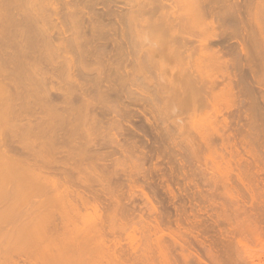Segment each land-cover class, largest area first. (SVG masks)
I'll return each instance as SVG.
<instances>
[{"label":"bare ground","instance_id":"bare-ground-1","mask_svg":"<svg viewBox=\"0 0 264 264\" xmlns=\"http://www.w3.org/2000/svg\"><path fill=\"white\" fill-rule=\"evenodd\" d=\"M232 102L234 125L219 112ZM160 158L180 177L186 167L211 190L210 210L250 233L251 214L229 199L247 186L254 196L264 172V0H0V264H181L170 246L186 247L164 234L172 216L152 196L150 176L175 169ZM232 241L220 244L224 264L261 263L264 249Z\"/></svg>","mask_w":264,"mask_h":264},{"label":"rangeland","instance_id":"rangeland-1","mask_svg":"<svg viewBox=\"0 0 264 264\" xmlns=\"http://www.w3.org/2000/svg\"><path fill=\"white\" fill-rule=\"evenodd\" d=\"M227 70H228V69H227ZM230 70H231V69H230ZM230 70H229V72L232 71V70H231V71H230ZM244 70H245V69H244ZM244 70H240V71L242 72V71H244ZM240 71H239V72H240ZM239 72L237 71V72L235 73V75L238 74ZM244 72L247 73L246 70H245ZM246 73H244V74H246ZM241 74L243 75V73H239V74H238V79L236 78V76H235V78H234V77H232V74H229V75H230V78L232 79V84H231V85L234 84L235 87H238L236 82L240 79L239 76H242ZM247 74H248V73H247ZM247 74H246V75H247ZM246 75H245V76L243 75V76L246 77ZM243 76L241 77L242 79L244 78ZM235 79H237L236 82H234ZM247 79H249V78L246 77V78L244 79V81H245V80L248 81ZM249 80H250V79H249ZM246 81H245V82H246ZM248 82H249V81H248ZM234 86H233V87H234ZM235 87H234V88H235ZM232 89H233V88H232V86H231V92H232V93L230 92V95H233L234 92H235V90L233 89V90H234V92H233ZM236 91H237V88H236ZM238 92H241V91L238 90ZM238 92H236V94H234L233 97H234L235 95L240 96V95H238V94H240V93H238ZM237 93H238V94H237ZM241 93H242V92H241ZM237 96H235V98H236ZM230 97H231V96H230ZM230 97H229V98H230ZM240 98H241V97H240ZM236 99H237L236 102L238 103L239 107L241 108L242 106H240V105H241V103H243V101L241 102L240 99H239V97L236 98ZM236 99H235V100H236ZM230 100L232 101V98H230ZM233 100H234V98H233ZM238 100H239L240 104H239ZM236 102H235V103H236ZM232 103H234V102H232ZM235 103H234V104H235ZM237 103H236V104H237ZM234 104H233V106H231V103H229L230 106H229V105L224 106V108H223L224 110L221 108V111H220V109H219L220 114H221V112H223V111L226 112V113H228V114H229V112H230V115H229V116H230V117L232 116L231 119H233V120H231V121H232L233 125H234V122H233V121H234V119L237 117V114H236L235 111H237L236 109L240 110V108L237 107L236 104H235V105H234ZM244 106H245V105H244ZM244 106H243V107H244ZM233 107H234V108H233ZM236 107H237V108H236ZM231 108H232V109H235V108H236V109L234 110L233 113H232V109H231ZM230 110H231V111H230ZM240 111L242 112L243 109L241 108ZM244 111H245V109H244ZM224 112H223V113H224ZM231 113H232V114H231ZM234 113H235V114H234ZM228 114H226L227 117H229ZM224 115H225V114H223V116H224ZM226 115H225L224 117H226ZM233 115L235 116V118H233V117H234ZM220 116L222 117V114H221ZM241 116H243V114H241ZM227 117H226V118H223V119L226 120ZM230 117H229V118H230ZM229 118H228L227 120H230ZM231 121H229V122H231ZM232 123H231V124H232ZM225 124H227V123H225ZM228 124H229V123H228ZM228 124H227V125H228ZM231 124H229V125H231ZM223 125H224V124H223ZM227 125H225L226 127H223V130H224V128L227 129ZM233 125H232V126H233ZM228 127L230 128V130H232L230 126H228ZM233 127H234V126H233ZM233 127H232V128H233ZM229 128H228V129H229ZM228 131H229V130H226V131L224 130V133H225V132H228ZM232 133H233V132H232ZM232 133H231V131L228 132V134H230V135H233ZM225 134H226V133H225ZM150 154H151V152H150ZM150 154L148 155L149 157H151ZM148 156H147V158L149 159ZM165 159H166V158H165ZM160 160H161L163 166L165 165V163L167 164L166 166H169V165H170V163H169V164L167 163V162H169L168 160H167V162H164L165 160H164L163 158H160L158 161L160 162ZM163 162H164V163H163ZM157 163H158V162H157ZM159 164H160V165H159ZM162 164H161V163H158V165L156 164L157 166H159V167H156V168H157V169H159V168H163V167H162ZM171 165H172V164H171ZM171 165H170V168H171ZM173 167H175V166L172 165V168H173ZM165 168H166V169H165ZM168 168H169V167H168ZM163 170H165V171L162 172L163 175H155L156 177H155V176H152V177L150 176V178H151V179H150V182H151V180L153 181V183L151 182V183H152V186H153V184H154V185L157 184L159 187H158L157 185H156V187H158V189H160V190H157V189H156V192L159 191L158 194L155 193V194L152 195L153 198H154V195H155V198H154V200H153V201H154V205H155V207H156V205L159 206V209L162 208V209H161V210H162L161 213H162V215L164 214V215H163V216H164V219H163V220H165V215H166V216L169 215V216H168V217H169L168 219H170L171 216H172V218H173V219L171 218V222H173V225H174V226H173L172 224L169 225V226H170V228H171V227L174 228V230L171 228V229H170L171 231H170L169 229H168V231H167L168 224H166V223H165V224H162V225H163L162 227H163V232H164V234H166L167 236H169V237H171V238L174 236L173 239L175 238L174 240H175L176 242H180V241H181L180 245L183 244V245H181L182 248H183V247H186V248H184V249L182 250L181 247L178 246L179 243H178V245H176V244L174 245L173 248H176L178 251L182 252L181 255H183L182 257H177L176 255L179 256L178 251L176 250V251H177V254H176V253H175L176 251H174V250L172 249V247L170 246V249H171L170 260H173V259L176 260V259H179V258H180V260H181V264H189V263H187V262H189L191 259L193 260V259L195 258L193 261H190V262H192V263H190V264H194V263H195V260H197V261H196V262H197L196 264H201V263H200L201 261H202V264H209V262H210V264H212V263H214V264H216V263H217V264H224L223 261H222V259H223V255H222V253H219V252L222 251V248H220V247H221L222 244H224L223 241L226 242L227 239H228V240L230 239V236H231V240H233L232 242L235 241V242L237 243L238 247H241V246L243 247V245H244V247H246V248L243 247V250H245L246 252H249V251L254 250L255 253H258V252H259V254H260V252L263 251V250H261V249H264V247H263V245H264V244H263V243H264V238H263V236H264V221H263V220H264V217H263V216H264V204L262 205V203H264V202H262V201H264V200H263V199H264V198H263V197H264V195H263V193H264V192H263V191H264V186H263V185H264V182H263V180H262V179H264V175H263V176H260V175L264 174L263 170L260 169V170H261V172H260L261 174L259 173L260 170H259L258 168L255 169V171H254V170H253V171L251 170V174H252V172H253V174L250 175V176H252L251 178H253L254 173L256 174V176H257V173H259L258 176H257L259 179H257V177H256V178H253L254 181H253L251 178H249V176H247V179H248V178L250 179V180L248 179V180L250 181V183H249L250 185H253V182H255V180H258V184H259V186H260L261 191H260V189H259V186L257 185V181L255 182V188H254V186H252V189L255 190V189L258 187L259 190H258V189H256V190H257L259 193L256 192V191H254V193L256 192V194L258 193L259 196H262L261 198L258 196L260 199L256 197V194H255L254 196L251 195L253 192H252V190H251V188H250L249 186H247V187L250 189V191H251L252 193H251L250 191H247V193H246L247 196H246L245 194H244V195H245V196H244L243 193H242V195H243V196H242L241 193H240V194H237V193H234V192H233L234 195H235L237 198H234V197H233L234 195H231L230 197H231V198H234V199H231V198L229 199V200H230L229 202H231V201L233 200L231 204H232L234 207L236 206L235 203H237V207H238V205H240L239 207L242 206L241 208H243L244 206H246V207H244L242 210L240 209V211H239V212H242V211L244 210L245 212L243 211L242 214L246 213V217L248 216V218H249V215H250V214H251V215H254V214H255V215L257 216V217L255 218L254 216L252 217V216L250 215V218H251V219L249 218V219H250L249 221L251 222V220L253 219V220H254V223H253V220H252V222H251V228H252V229H250V233H249V234L251 235V237H250L249 234H247V235H248L247 238H249V239L251 238V239H252L251 243L254 242V243H253V246L251 245V243H249V242H250L249 239H248V243H249L251 246L246 242L247 239H246L245 237H246L247 235L244 236L243 233H241V231H240L239 229H238V231H240V232H236L237 230L234 229V227H235L234 225H233V226H234V227H233L232 224H231V225L226 224L227 221H229V219H226V218H228V217L222 215L219 211H218V213H217V212L213 211V209L210 210L211 206L208 205V203H207L204 199L207 198V197H209V196L211 195V194H210V191H211V190H210L209 188H206V190H207V189L209 190V193H208V190H207V194H205V193H206V190H205V188H204L205 193L203 194L204 190H203V192H202V189H203V188H201L202 183H201V185L198 183V185H200V188H199V190H198V188H197L198 186L196 185L197 183H196L194 180H192V177H191V180H190V177H189L190 174H188L189 172H187L188 170H186V167H185V170H186V171H185V170L181 171L182 174L180 173V171L178 172V173L181 175V177H182V178L184 177L185 179H182V178L177 174V172H176V170H177L176 167H175V169H172V171L174 170L176 173L171 171V172H170L171 174H170V173L168 172L170 169H167V167H164ZM158 171H159V170H158ZM184 171H185V172H184ZM183 172H184V173H183ZM168 173H169L170 175H169ZM151 174H152V173H151ZM183 174H185V176H183ZM187 174H188V176H187V178H186V175H187ZM146 175H147V174H146ZM153 175H154V174H153ZM176 175H177V176H176ZM157 176H159V177H157ZM162 176H163V177H162ZM174 176H175V177H174ZM154 177H155V179H154ZM160 177H161V178H160ZM170 177H171V179H169ZM254 177H255V175H254ZM262 177H263V178H262ZM157 178H159V180H158ZM174 178H175V180H174ZM178 178H179L180 180H179ZM188 178H189V179H188ZM260 178H261V179H260ZM145 179H146V178H145ZM156 179H157L158 181H161L162 184H159L160 182H158ZM162 179H163V180H162ZM165 179H166V180H165ZM186 179H187V180H186ZM242 179L247 180V179H246V176H245L244 178H242ZM146 180L149 181V179H146ZM177 180H178V181H177ZM245 180H243V181H245ZM182 181H183V182H182ZM184 181H185V182H184ZM186 181H188V182H186ZM189 181H191L192 183L189 182ZM249 181H248V182H249ZM252 181H253V182H252ZM157 182H158V183H157ZM165 182L168 183V187L170 188V190L172 189L171 191H173V193H172L171 191H168L169 188L166 189L167 192H170V193H168V194H166L167 192H163V191H165L164 189H163V191H162L161 187L164 185L163 183H165ZM172 182H173V183L175 182V184H173ZM176 182H177L178 184H177ZM248 182L246 181L245 184H247ZM166 183H165V184H166ZM180 183H185V184H182V185H183V186H182ZM193 183H196V184H193ZM172 184H173L174 186H173ZM191 184H192V185H191ZM161 185H162V186H161ZM169 185H170V186H169ZM187 185H188V186H187ZM193 185H194L196 188H193V187H194ZM256 185H257V187H256ZM261 185H262V186H261ZM152 186H151V189H153ZM160 186H161V187H160ZM164 186H165V185H164ZM164 186H163V187H164ZM175 186H176V187H175ZM184 186H185V187H184ZM186 186H187L188 190H190L191 192L187 190ZM192 186H193V187H192ZM156 187H155V188H156ZM163 187H162V188H163ZM191 187H192V188H191ZM247 187H246V189H247ZM174 188H175V189H174ZM184 188H186V189H184ZM195 189H197L196 191H198V192H199L200 190H201V192H202V193L200 192L201 194H199L198 192H197L198 195L196 194V198H197V196L200 197V198H201V202H200L199 198H197V199L195 198V192H196V191H194ZM154 190H155V189H154ZM154 190H151V192L153 193ZM184 190H185V191H184ZM247 190H248V189H247ZM183 191H184V192H183ZM160 192H162V193H160ZM174 192H175L176 194H175ZM179 192H180V193H179ZM186 192H187V193H186ZM189 192H190V193H189ZM192 192H194V193H192ZM248 192H249V194H248ZM159 193H160V194H159ZM177 193L179 194L178 196H177ZM184 193H185V194H184ZM211 193H212V192H211ZM250 193H251V194H250ZM260 193H261V194H260ZM156 194H157L158 196L160 195V196H159L160 199H159V197H158V198L156 197V196H157ZM165 194H166L168 197H166ZM170 194H171V195H170ZM192 194H193L194 196H192ZM209 194H210V195H209ZM258 194H257V195H258ZM180 195H181V196L183 195L182 197H184V198L180 197V199L182 198L183 200H182V199L180 200V199L178 198ZM186 195H187L190 199H189ZM237 195H238V196H237ZM240 195H241L242 197H241ZM161 196H162V198H168V199H166V200H167V202H168V201H170V202L167 203V204L164 203V202H166V200H165V199H162ZM164 196H165V197H164ZM170 196H171V197L173 196L172 199L169 198ZM251 196H253L254 198L251 197ZM175 197H177V199H176ZM238 197H239V198H238ZM255 197H256L259 201L261 200V202L259 203V201H258ZM131 198H133V197H131ZM156 198H157V199H156ZM186 198H187V199H186ZM193 198H195V199L192 200V201H189V200H191V199H193ZM241 198H242V199H241ZM244 198H245L247 201H245V200L243 201ZM252 198H253V199H252ZM158 199H159V200H162V201H161L162 204L160 203V201H159ZM170 199H171V200H170ZM240 199L243 201L242 203H241V200H240ZM175 200H176L177 202H176ZM178 200H179V201H178ZM185 200H186V202H185ZM197 200H198L200 203H202V204H201L202 206L200 205V203H199ZM202 200H203V202H202ZM234 200H238V201H237V202L235 201V203H234ZM248 200H249V203H248ZM253 200H257V201H253ZM156 201H157V203H156ZM173 201H174V202H173ZM204 202H206V203H204ZM246 202H247V205H244V204H246ZM252 202H253V204H252ZM254 202H255V203H254ZM256 202H257V203H256ZM155 203H156V204H155ZM239 203H241V204H239ZM168 204H169V205H168ZM172 204H173L174 206H173ZM190 204H191V205H190ZM193 204H195L197 207H195V205H193ZM197 204H198V205H197ZM250 204L252 205L251 207H250ZM255 204H258V205H255ZM167 205H168V206H167ZM175 205H176V206H175ZM177 205H178L179 207H178ZM182 205H183L184 207H183ZM199 205H200L201 207H200ZM229 205H230V204H229ZM229 205H227V208H228V207H231V208H228V209L226 208V210H229V209L233 210L232 208H234V207H232V205H230V206H229ZM253 205H254V206H253ZM259 205H260V206H259ZM141 206H142L141 204L135 203V205L133 206V207L135 208L134 212H135L136 210H138V211H140V209L142 210L143 206H142V208H141ZM160 206H163V207H160ZM165 206H167L166 209H165ZM191 206L195 209V210H194V211H195V212H194L195 214L193 213V208H191ZM256 206H257V208H256ZM258 206H259V208H258ZM155 207H154V208H155ZM174 207H175V208H174ZM198 207H199L200 209H198ZM203 207H204V209H201V208H203ZM206 207H207V208H206ZM237 207H236V208H237ZM239 207L237 208L236 211H238ZM247 207H248V208H249V207L252 208L254 211H253L252 209H250V208H249V209H250V211H249L248 209H246ZM157 208H158V207H156L155 210H156ZM172 208H173V209H172ZM180 208H181L182 210H181ZM183 208H184V209H183ZM189 208L192 209V211H189ZM236 208H234V210H235ZM254 208H255V209H254ZM163 209H165V210H163ZM167 209H168V210H167ZM179 209H180V211H179ZM206 209H207V210H206ZM208 209L210 210V212H209ZM256 209H257V210H256ZM258 209H259V210H258ZM261 209H262V210H261ZM157 210H158V209H157ZM157 210H156V211H157ZM174 210H175V211H174ZM176 210H177V211H176ZM196 210H197V211H196ZM199 210H201V211H199ZM202 210H203V211H202ZM171 211H172V213H171ZM178 211H179V212H178ZM246 211L249 212V215H247V212H246ZM257 211H258V212H257ZM260 211H263V212H260ZM157 212H159V210H158ZM163 212H164V213H163ZM196 212H198V213H196ZM204 212L206 213L207 216L205 215ZM141 213H142V212H141ZM144 213H145V212H144ZM159 213H160V212H159ZM166 213H168V214H166ZM170 213H171V214H170ZM180 213H181V214H180ZM188 213H189L190 215H188V217H186V215H187ZM191 213H192V214H191ZM201 213H202V214H201ZM215 213H217V214L219 215V217H221L222 219H223V217H224V219H223L224 221H223L221 218L219 219L218 215L215 214ZM226 213H227V211H226ZM253 213H254V214H253ZM256 213H257V214L259 213L258 215H260L261 217H258V215H257ZM173 214H174V215H173ZM175 214H176V215L178 214V215H177L178 217H177ZM179 214H180L181 216H180ZM209 214H210V215H209ZM212 214H213L214 216H213ZM262 214H263V216H262ZM191 215H192V216H191ZM193 215H194V217H193ZM195 215H196V216H195ZM216 215H217V217H216ZM226 215H228V213H227ZM244 215H245V214H244ZM174 216H176V217L178 218V220H180L181 222H180V221H177V222H176V221H173V220L176 219V217H174ZM179 216H180V217H179ZM197 216H198V217H197ZM201 216H202V219H201ZM204 216H205V217H204ZM209 216H213V219H214V220H213L211 217H209ZM228 216H229V215H228ZM184 217H185L186 219H185ZM190 217H191V218H190ZM196 217H197L199 220H198ZM207 217H209V218H208L209 222H208V220H207ZM225 217H226V218H225ZM229 217H230V216H229ZM243 217H245V216H243ZM181 218H184V220L182 219V220H183V221H182ZM187 218H188V219H187ZM194 218H195V219H194ZM248 218H247V219H248ZM254 218H255V219H254ZM258 218H260V220H259ZM192 219H194V220H192ZM204 219H206V220H204ZM215 219H216V220H215ZM217 219H218V220H217ZM225 219H226V222H225ZM245 219H246V218H245ZM247 219H246V221H247ZM176 220H177V219H176ZM188 220H189V221H188ZM197 220H198V221H197ZM201 220H202V221H201ZM203 220H204V221H203ZM184 221H185V222H184ZM191 221L193 222L194 225L191 224V223H192ZM195 221H196V222H195ZM199 221H200V222H199ZM210 221H211V222H210ZM220 221H221V222H220ZM256 221H257V222H256ZM261 221H262V222H261ZM171 222H170V223H171ZM178 222H179V223H178ZM182 222H184L185 225H184V226L182 225V227H181ZM189 222H190V223H189ZM201 222H202V223H201ZM204 222H205V223L208 222V223L205 224ZM212 222H213V224H214V222H215V224L213 225ZM218 222H220L221 224L223 223V225L226 224L227 226L225 225V227H224V226H222V225H221L220 223H218ZM224 222H225V223H224ZM163 223H164V221H163ZM195 223H196V224H195ZM198 223H199L200 225H199ZM210 223H211V224H210ZM217 223H218V224H217ZM228 223L230 224V221H229ZM202 224H203V225L205 224L204 227L202 226ZM255 224H256V225H255ZM259 224H260V225H259ZM165 225H167V227H166ZM177 225H179L180 227L177 226ZM187 225H188V227H186ZM189 225H192V227H189ZM196 225L198 226V229H199V230L197 229V226H196ZM212 225H213V227H211ZM215 225H216V226H215ZM252 225H253V226H256V227H255L256 230H255V228L252 227ZM195 226H196V227H195ZM199 226H201V228H199ZM208 226H209V227H208ZM219 226H221V228H220ZM178 227H179V228H178ZM184 227H185V228H184ZM193 227H194V228H193ZM202 227H203V228H202ZM207 227H208L209 229H208ZM210 227H211L212 229H210ZM214 227H217V228H214ZM226 227H227V228H226ZM176 228H177V229H176ZM180 228H182V230H181ZM187 228H188L190 234L193 233V236H196V235H197L196 237H197L198 239L201 237V238H200L201 241L204 242L205 244H203V243L201 242L203 245H200V244H201V243H200V239H199V240L197 239V241H196V240L194 239L195 237L191 236V235L188 233ZM190 228H191V229H190ZM192 228H193V229H192ZM205 228H207L208 231H209V230H212L213 232H212V231H211V232L209 231V232L212 233V234H210V233L208 232V233H209V236H208V233H206L207 230H206ZM218 228H219V229H218ZM235 228H236V227H235ZM204 229H205V230H204ZM216 229H217V230H216ZM220 229H221V231H220ZM226 229H227V231H232V232H228V233H226V232H227ZM230 229H231V230H230ZM262 229H263V230H262ZM178 230H179V231H178ZM191 230H192V233L190 232ZM214 230L216 231V233H215ZM218 230H219L220 233L218 232ZM222 230H223V231H222ZM234 230H235V232H234ZM174 231H175V233H173ZM182 231H183V232H182ZM196 231H197V232H196ZM198 231H201V232L198 233ZM203 231H205V232H203ZM261 231H263V232H261ZM166 232H169L170 235H169L168 233H166ZM176 232H178V233H176ZM202 232H203V233H202ZM222 232H223V234H222ZM224 232H225V233H224ZM233 232H234V233H233ZM259 232H260V233H259ZM179 233H180V235H181V233H182V235H181V239H184V238H185L184 240H181L180 237H177V236H176V235H179ZM184 233H185V234H184ZM196 233H198V234H196ZM200 233H202V234L205 233V234H204V236H203V235H201ZM217 233H218V234H217ZM229 233H230V234H229ZM232 233H233V235H232ZM235 233H237L239 236L237 235L238 237H236V236L234 235ZM256 233H257V234H256ZM262 233H263V234H262ZM171 234H172V236H171ZM174 234H175V235H174ZM194 234H196V235H194ZM206 234H207V235H206ZM215 234H217V235H215ZM224 234H226L227 236H226V235L223 236ZM240 234H241V235H240ZM260 234H261V235H260ZM184 235H185V236H184ZM198 235H200V236L198 237ZM214 235H215V236H214ZM219 235H221V236H219ZM228 235H229V236H228ZM257 235L260 236V237H258ZM189 236L192 237V238H189ZM206 236H208V237L211 236V237H213V238L216 237V238H214L215 241L212 240L211 238H210V240H209V238L206 237ZM222 236H223L224 238L226 237L225 240H223V241L220 240V239H223V238H221ZM233 236H235V239H234ZM240 236H243V237H240ZM256 236H257V237H256ZM186 237H188V238H186ZM204 237H206V238H204ZM218 237H220V238H218ZM228 237H229V238H228ZM177 238L179 239V241H177ZM238 238H239V239L242 238V239L237 240ZM243 238L246 239V240H244ZM207 239H208V241H207ZM217 239H218V240H217ZM254 239H256V240H254ZM257 239H258V240H257ZM261 239H263V240H261ZM118 240H119V241H116V243L118 244V247L121 245V244H119V242H121V243L123 242V244H124V241H123L122 239H118ZM187 240H189V241H187ZM192 240H193V241H192ZM194 240H195V241H194ZM172 241H173V240H171V242H172ZM184 241H185V242H184ZM191 241H192V242H191ZM198 241H199V242H198ZM182 242H183V243H182ZM188 242H189V243H188ZM196 242H197V243H196ZM206 242H207V243H206ZM210 242H211V243H210ZM215 242H216L217 244H216ZM218 242H219V243H218ZM221 242H222V244H221ZM235 242H234V243H235ZM186 243H188V245H190L191 243H194V244L190 245V246H191V248H190L188 245H185V246H184V244H186ZM199 243H200V244H199ZM208 243H210V244H208ZM236 243H235V244H236ZM245 243H246V244H245ZM259 243H260V244H259ZM114 244H115V243H114ZM117 244H115V245H117ZM218 244H219V245H218ZM220 244H221V245H220ZM111 245H112V244H111ZM194 245H195L197 248H195ZM207 245H209V246H207ZM212 245L215 246V249H214V247H213ZM122 246H123V245H122ZM122 246L119 247V248H122ZM193 246H194V247H193ZM200 246H201V247H200ZM202 246H203V247H202ZM204 246H205V247H204ZM216 246H218V247H216ZM111 247H112V246H111ZM187 247H189V249H191V250H189ZM192 247H193V248H192ZM206 247H207V248H206ZM211 247H212V248H211ZM242 247H241L240 249H242ZM179 248H180V249H179ZM200 248H201V249H200ZM204 248H205V250H204ZM210 248H211V250H210ZM217 248H220V249L218 250ZM185 249H188V250H185ZM212 249L215 250V251L212 252V251H213ZM247 249H251V250L248 251ZM181 250H182V251H181ZM193 250H194V252H195L198 256H197L194 252H192ZM201 250H202V251L204 250V251H203L204 254L201 253V252L199 253V251H201ZM208 250H210V251H208ZM220 250H221V251H220ZM260 250H261V251H260ZM207 251H208V252H207ZM216 251H217V252H216ZM187 252H189V253H187ZM209 252H210L211 254H210V255H207V254H209ZM252 252H253V251H252ZM212 253H214V254L212 255ZM262 253H263V252H262ZM262 253H261V254H262ZM189 254H191L190 256H193V255H194V256H193V257H190V256H188ZM181 255H180V256H181ZM195 255L197 256V259H196ZM205 255H207V256L205 257ZM215 255H218V256L215 257ZM219 255H220L222 258L219 259V257H220ZM186 256L188 257V259H187ZM210 256H211V257H210ZM213 256H214V257H213ZM189 257H190V259H189ZM198 257L200 258V261H199V258H198ZM207 257H209V258H207ZM204 258H206L207 260L205 259V260H206V261H205ZM211 258H213V259L211 260ZM216 258H217V259H216ZM244 258H245V259H244ZM244 258H243V259L241 258L243 261H242V263H240V264H246V263H247V264H250V263H251V264H253V263L256 264V263L259 261V260H255V258H254V259L249 258V259L246 260V258H248L247 256L244 257ZM185 259H186V260H185ZM209 259H210V261H209ZM241 259H240V260H241ZM182 260H185L186 262H182ZM217 260H218V261H217ZM245 260H246V262L244 263ZM249 260L252 261V262H250ZM254 260H255V261H254ZM260 260H262L261 263L264 264V263H263V262H264V258H261ZM215 261H216V262H215ZM220 261H222V263H221ZM248 261H249L250 263H249ZM256 261H257V262H256ZM203 262H204V263H203ZM261 263L258 262V264H261Z\"/></svg>","mask_w":264,"mask_h":264}]
</instances>
